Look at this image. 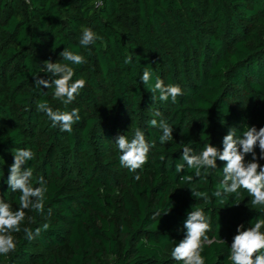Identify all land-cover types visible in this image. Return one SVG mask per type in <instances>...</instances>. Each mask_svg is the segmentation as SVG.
I'll return each instance as SVG.
<instances>
[{
    "label": "trees",
    "instance_id": "16d2710c",
    "mask_svg": "<svg viewBox=\"0 0 264 264\" xmlns=\"http://www.w3.org/2000/svg\"><path fill=\"white\" fill-rule=\"evenodd\" d=\"M86 27L97 39L82 47ZM65 47L86 63L64 61ZM48 60L69 63L73 81L86 80L66 106L54 88H35L34 75L51 78ZM145 67L153 73L148 85L140 80ZM157 76L181 87L176 103L159 100L158 92L153 101ZM42 101L53 110L79 109L71 133L52 127L37 108ZM152 119L172 125L173 140L161 144ZM250 126L264 127V0H0V198L19 206L7 178L21 148L35 154L22 166L31 167L33 185L43 176L48 187L43 213L25 210L21 232L13 233L16 250L0 264H177L171 249L196 207L211 222L206 264H231L237 227L264 219V207L252 206L243 189L224 204L212 196L223 161L191 184L181 177L194 170L177 173L175 165L185 143L194 154L209 143L222 150L230 128L240 136ZM137 128L154 146L133 173L120 165L114 138L130 140ZM255 152L259 157L258 146ZM191 187L209 201L193 197ZM44 223L48 230L25 237L24 227Z\"/></svg>",
    "mask_w": 264,
    "mask_h": 264
},
{
    "label": "clouds",
    "instance_id": "9594fccd",
    "mask_svg": "<svg viewBox=\"0 0 264 264\" xmlns=\"http://www.w3.org/2000/svg\"><path fill=\"white\" fill-rule=\"evenodd\" d=\"M97 39L96 33L91 28H83L79 40L82 47H87L95 43ZM64 61L71 64L79 65L86 63L83 55L76 54L68 48H64L59 54ZM125 64L132 63V57L125 59ZM45 73L51 74L50 79L41 78L38 74L34 75L35 88H54V99L61 101L65 106L73 102L80 94V91L86 86V80L83 78L73 81L75 75L74 68L69 63L45 61ZM153 73L145 67L140 80L144 85H148L151 81ZM159 93L158 99L168 101L171 98L172 103H176L177 97L183 95L179 85L168 84L159 76L155 78V83L151 86L152 99L155 101L157 97L155 93ZM39 111L44 112L51 121L52 127L58 124L61 130L71 133L73 125L79 121V109L73 108L71 111L53 110L47 101L39 102L37 105ZM159 115V113H156ZM150 126L159 127L162 130L160 143L164 144L173 140V126L164 120L159 123L156 119H152ZM115 143L120 151L119 162L122 167H126L129 171L135 173L141 169L148 161L150 148L154 144H149L146 140L145 133L137 128L132 139H128L125 135H118L114 138ZM223 149L209 144H205L199 154L193 153V148L189 143H185L182 147V163L175 165V171L181 173L185 167L194 170L193 175H185L181 180L187 184H191L194 177L210 175V170L217 168V160L225 162L222 169V180L212 196L219 199L221 204L229 195H240V190L247 191L251 197L250 203L254 207H264V166L258 160L264 159V127L259 130L255 126L247 127L240 136H237V129L230 128L222 140ZM259 147L260 155L257 157L255 149ZM251 154L252 159L246 161L245 157ZM34 152L31 149H17L14 154V162L10 167L7 178L8 188L13 192H19V206L15 210L13 206L0 198V256H7L16 250V239L13 233L21 232V225L25 221V210H32L43 213L46 194L48 192L47 181L40 176L33 185V171L31 167L22 168L28 161L34 158ZM161 161L165 160L162 155ZM136 180L140 179L139 175L135 176ZM191 194L196 199H203L206 203L210 197L207 192L199 191L194 187L190 188ZM170 208L161 213L157 211L155 215L161 216L167 214ZM49 214L51 210L49 209ZM50 225L44 223L42 227H37L35 231L29 227H24L23 232L28 240L39 236L43 231L48 230ZM186 233L184 238L176 243L171 249V258L177 264H206V258L202 255L204 245L211 243L207 233L211 231V222L205 211L196 207L187 214V218L183 224ZM264 219H257L255 224L245 229L243 224L236 229V235L230 247L229 260L231 264H264Z\"/></svg>",
    "mask_w": 264,
    "mask_h": 264
}]
</instances>
